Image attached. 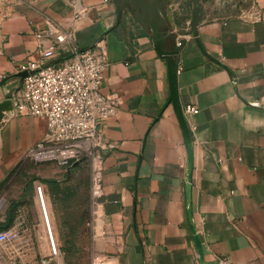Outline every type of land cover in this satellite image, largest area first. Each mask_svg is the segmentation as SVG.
Instances as JSON below:
<instances>
[{
	"label": "crops",
	"instance_id": "1",
	"mask_svg": "<svg viewBox=\"0 0 264 264\" xmlns=\"http://www.w3.org/2000/svg\"><path fill=\"white\" fill-rule=\"evenodd\" d=\"M169 2L161 31L169 35L164 47L179 49L177 85L192 136L190 196L203 262L264 264V108L250 104L264 105V0H200L197 37L188 0ZM117 7L116 0H0V103L21 88L18 65L37 55L34 29L44 16L73 31L81 48L104 38L102 90L122 98L99 126L109 144L102 198L114 241L109 262L201 264L186 209L188 147L169 103L167 62L153 30L128 8L119 19ZM77 9H86L85 17L75 19ZM189 105L198 112L189 114ZM46 133L43 117L4 113L0 189Z\"/></svg>",
	"mask_w": 264,
	"mask_h": 264
},
{
	"label": "built area",
	"instance_id": "2",
	"mask_svg": "<svg viewBox=\"0 0 264 264\" xmlns=\"http://www.w3.org/2000/svg\"><path fill=\"white\" fill-rule=\"evenodd\" d=\"M85 15L86 9H77L74 17L81 19ZM34 36L37 55L19 63L18 71L26 72V76L22 78L21 88L8 100L11 113L46 119L47 133L41 141L27 148L24 155L35 161L57 160L60 165L67 166L79 161L84 150L97 149L93 156L91 192L100 208L99 217L103 216V150L109 144L99 126L122 104L117 92L102 90L108 64L106 41L101 38L93 47L81 48L75 43L73 31L49 16H44L42 24L35 27ZM181 44L178 42V46ZM250 104L264 108L257 102ZM186 111L195 114L198 109L189 105ZM41 191L42 187L38 186L40 195ZM186 205L188 211L187 201ZM42 209L50 251L49 258H44L41 264H51L58 253L43 202ZM188 219L191 225L194 224V218L188 215ZM102 222L99 219V225L102 226ZM20 223L0 229V264H19L31 250L29 229ZM220 264L229 263L220 260Z\"/></svg>",
	"mask_w": 264,
	"mask_h": 264
},
{
	"label": "rangeland",
	"instance_id": "3",
	"mask_svg": "<svg viewBox=\"0 0 264 264\" xmlns=\"http://www.w3.org/2000/svg\"><path fill=\"white\" fill-rule=\"evenodd\" d=\"M95 153L97 149L84 150L79 161L67 166L57 160L35 161L23 155L10 171L0 189V219L13 202L19 201L14 223L21 222L31 234V250L19 264H41L44 258H49L38 186L49 202V217L57 244L58 254L51 264H110V245L114 242L110 225L106 214L99 217L100 208L91 192ZM45 179L54 180L57 185L47 186L42 182ZM99 219L103 221L102 226Z\"/></svg>",
	"mask_w": 264,
	"mask_h": 264
},
{
	"label": "water",
	"instance_id": "4",
	"mask_svg": "<svg viewBox=\"0 0 264 264\" xmlns=\"http://www.w3.org/2000/svg\"><path fill=\"white\" fill-rule=\"evenodd\" d=\"M135 3L138 6V10H142V15L146 17V15H151L154 18L155 25L153 26V43L154 47L157 50L158 54L163 57L167 62L168 67V80H169V87H170V96H169V103H172L176 112V115L179 119V122L181 124V127L183 129L187 147H188V169H187V185H186V198L187 203L189 205L188 207V215L190 218H193V211H192V203H191V196H190V190H191V182H192V171H193V147H192V136L189 131V128L187 126V122L185 119V115L183 112V107L180 104L179 100V93H178V85H177V73H178V64L176 63L175 56L179 54L178 47H174L173 49H166L164 47L167 39L169 38V35H166L162 33L161 26L159 25V20L163 19L164 22L168 21V15L167 12L164 11V9L161 7L160 10H156L153 8V10L143 4V0H134ZM153 3V0H151V4ZM126 7L125 3L118 5L117 7V13L118 18H122V10ZM200 19V6L198 4L193 5V13L192 18L190 21V28L191 32L194 37H197L198 30L197 25ZM20 76L24 77L26 76V72H20ZM12 106L10 100H5L0 103V121L2 117L4 116V113L7 111L11 112ZM192 233L194 236V240L197 246L198 254L201 260V264H204L203 260V253H202V247L200 243V238L196 232L195 225L192 224Z\"/></svg>",
	"mask_w": 264,
	"mask_h": 264
},
{
	"label": "flooded vegetation",
	"instance_id": "5",
	"mask_svg": "<svg viewBox=\"0 0 264 264\" xmlns=\"http://www.w3.org/2000/svg\"><path fill=\"white\" fill-rule=\"evenodd\" d=\"M118 2V5H121V4H124L126 5L125 8H128L130 9L131 11V14L134 16V17H138V20L143 22L144 25H146L148 28L152 29L153 30V26L155 25V21H154V18L153 16H149V15H146V17H144L142 15V10H138V6L137 4L135 3L134 0H116ZM140 1V0H139ZM142 1V0H141ZM170 0H153V3L151 4V0H143V4L149 8H151L153 10L156 9V10H160V8L162 7L164 9V11H168V6L169 4H171V2H169ZM203 2V1H201ZM197 3L199 4L200 3V0H188V7H192L191 9H193V5ZM180 8V7H178ZM139 16H138V15ZM159 25L161 26V29H163L164 27H166L167 25V21L164 22L163 19H160L159 20Z\"/></svg>",
	"mask_w": 264,
	"mask_h": 264
},
{
	"label": "trees",
	"instance_id": "6",
	"mask_svg": "<svg viewBox=\"0 0 264 264\" xmlns=\"http://www.w3.org/2000/svg\"><path fill=\"white\" fill-rule=\"evenodd\" d=\"M42 182L45 185H47V186L54 187V186L57 185V184H55L56 181H54V180L45 179ZM18 204H19V201L13 202L10 205V207L7 209L6 216H5L4 221H0V229L1 230L8 229V228H10L14 224V221H15V212L17 211Z\"/></svg>",
	"mask_w": 264,
	"mask_h": 264
},
{
	"label": "bare ground",
	"instance_id": "7",
	"mask_svg": "<svg viewBox=\"0 0 264 264\" xmlns=\"http://www.w3.org/2000/svg\"><path fill=\"white\" fill-rule=\"evenodd\" d=\"M43 191H41V195L39 194L40 196V205L42 207V202L44 203V206H45V210H46V213H47V217H48V220H49V224H50V228H51V232H52V236H53V241H54V244H55V248H56V251H57V244H56V241H55V237H54V233L52 231V227H51V222H50V217H49V210H48V207H47V202L43 196ZM43 211V209H42ZM42 221H43V225H44V231H45V235H46V238L48 239V244H50V239H49V235H48V231H47V226H46V223H44V212H43V218H42ZM52 249V248H51ZM58 253V251H57Z\"/></svg>",
	"mask_w": 264,
	"mask_h": 264
}]
</instances>
